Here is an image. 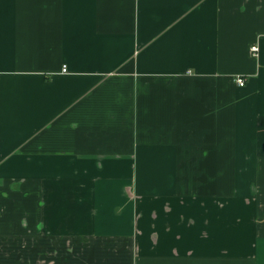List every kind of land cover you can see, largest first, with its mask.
<instances>
[{
	"label": "crops",
	"instance_id": "crops-1",
	"mask_svg": "<svg viewBox=\"0 0 264 264\" xmlns=\"http://www.w3.org/2000/svg\"><path fill=\"white\" fill-rule=\"evenodd\" d=\"M0 264H264V0H0Z\"/></svg>",
	"mask_w": 264,
	"mask_h": 264
},
{
	"label": "built area",
	"instance_id": "built-area-1",
	"mask_svg": "<svg viewBox=\"0 0 264 264\" xmlns=\"http://www.w3.org/2000/svg\"><path fill=\"white\" fill-rule=\"evenodd\" d=\"M253 52H257L258 51V47H253L252 48ZM64 72H66V67H64L63 69ZM237 84L240 86V87H244L245 84H246V80L242 77H238L237 80H236Z\"/></svg>",
	"mask_w": 264,
	"mask_h": 264
}]
</instances>
